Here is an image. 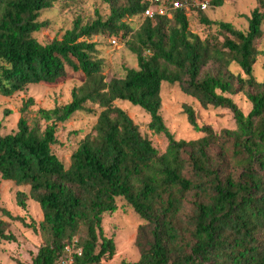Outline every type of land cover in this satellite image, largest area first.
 <instances>
[{
  "label": "trees",
  "instance_id": "trees-1",
  "mask_svg": "<svg viewBox=\"0 0 264 264\" xmlns=\"http://www.w3.org/2000/svg\"><path fill=\"white\" fill-rule=\"evenodd\" d=\"M59 1L0 0L1 96L11 97L31 85L56 84L70 72L85 77L70 103L40 109L28 118L34 105L29 99L17 132L0 134L2 179L30 187L29 194L18 193L19 207L26 209L31 199L43 211L39 230L44 243L33 264H59L74 241L72 264L113 258L115 243L104 235L102 221L117 210L120 198L147 223L139 231L140 259L125 264H264V81L254 75L264 3L248 18L247 32L201 13L203 24H215L227 34L222 44L192 33L181 10L172 19H147L132 34L127 20L144 13L143 0H103L111 8L106 19L76 24L61 40L43 44L35 37L48 27L42 13ZM105 34L123 39L132 34L128 47L138 61L137 70L128 69L124 78L110 83L91 42ZM233 64L239 73L230 70ZM165 83L179 85L204 108L231 111L237 128L217 133L209 125L200 127L195 111L185 106L189 123L204 136L176 140L161 115ZM241 93L253 106L248 115L230 97ZM117 101L150 115L149 128L169 141L165 153L142 136ZM89 104L101 109L95 135L80 142L65 167L52 150L58 124L79 112L96 113ZM7 229L8 223L0 220V246L15 240Z\"/></svg>",
  "mask_w": 264,
  "mask_h": 264
},
{
  "label": "rangeland",
  "instance_id": "rangeland-1",
  "mask_svg": "<svg viewBox=\"0 0 264 264\" xmlns=\"http://www.w3.org/2000/svg\"><path fill=\"white\" fill-rule=\"evenodd\" d=\"M207 1L210 8L207 11L193 9L187 14L192 33L198 35L202 40L207 38H217L219 43H223L227 34L219 29L217 25L203 24L200 14L213 22L230 23L242 32H247L249 28L248 18L252 12L260 7L264 0H200ZM221 1V4H217ZM124 0H121V4ZM111 8L103 0H82L75 3L73 0H61L53 8L42 13L41 21L47 22L48 27L44 28L35 37L43 44L55 39L61 40L67 31L72 30L76 24L82 26L92 23L100 16L107 18ZM264 12V9H263ZM146 20L141 15L127 20L133 28L135 34ZM263 36L256 45L261 54L254 66V75L258 82L264 81V25L262 27ZM131 34V35H132ZM127 39L117 38V44H113L112 38L107 34L95 36L91 42L97 45V57L104 63V76L107 83L114 79H122L128 69H138V61L129 47ZM230 70L239 73L240 69L233 64ZM85 77L82 73L70 72L68 77L56 84L41 83L27 87L23 92H18L11 97L0 95V134L2 136L11 135L17 132L18 122L23 116L21 109L29 99L34 100V105L29 108L26 114L28 118H33L40 109L52 110L57 106H64L71 102L72 91L83 85ZM163 120L174 135L180 141H195L204 136L189 123L185 113V106H190L196 113L197 123L200 127L209 125L219 133L224 129L235 130L237 128L234 115L231 111L221 108H204L196 99L182 92L179 85L163 84L162 91ZM240 107L245 115L252 110V104L246 95L241 93L230 96ZM115 105L124 110L134 123L139 127L143 137L152 142L155 149L160 154L165 153L169 141L164 135L155 134L150 128L151 117L139 107H135L129 102L117 101ZM96 113L79 112L76 113L67 123L58 124L57 145L52 150L58 158L69 167L71 157L77 150L80 142L88 135H95L94 127L97 124L101 109ZM45 129L46 123H42ZM30 187L17 186L14 182L5 181L0 174V210L7 211L12 217L21 218L24 222L11 220L0 211V220L8 223L7 233L14 235L15 240L3 242L0 246V264H33V259L38 253L39 247L44 243V238L40 233V223L43 221V211L41 206L28 199L27 208L22 209L18 205L17 195L19 192L29 194ZM134 209L120 198L117 200V210L112 214L103 216L102 227L104 235L108 239H113L116 252L113 258L102 261L101 264H125L137 262L141 257V249L137 242L140 227L146 225ZM27 225L35 226L34 230ZM74 241L70 246L72 252L77 251ZM68 256H64L67 258ZM63 258V259H64Z\"/></svg>",
  "mask_w": 264,
  "mask_h": 264
},
{
  "label": "built area",
  "instance_id": "built-area-1",
  "mask_svg": "<svg viewBox=\"0 0 264 264\" xmlns=\"http://www.w3.org/2000/svg\"><path fill=\"white\" fill-rule=\"evenodd\" d=\"M147 4V9L141 14L145 20H154L158 17H166L172 19L174 13L178 10L184 11L186 14L190 13L193 9H199L201 11H207L210 8V4L207 1L200 0H185V1H167V0H143ZM113 44H117V38H112ZM80 255V252H78ZM66 258H61L59 264H72V250L68 246L66 248Z\"/></svg>",
  "mask_w": 264,
  "mask_h": 264
}]
</instances>
